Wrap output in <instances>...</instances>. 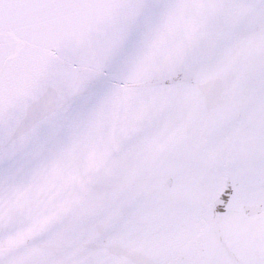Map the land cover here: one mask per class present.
Returning a JSON list of instances; mask_svg holds the SVG:
<instances>
[{
  "label": "snow or ice",
  "instance_id": "snow-or-ice-1",
  "mask_svg": "<svg viewBox=\"0 0 264 264\" xmlns=\"http://www.w3.org/2000/svg\"><path fill=\"white\" fill-rule=\"evenodd\" d=\"M0 264H264V0H0Z\"/></svg>",
  "mask_w": 264,
  "mask_h": 264
}]
</instances>
